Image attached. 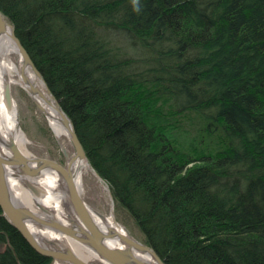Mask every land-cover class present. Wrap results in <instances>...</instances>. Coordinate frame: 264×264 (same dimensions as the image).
<instances>
[{
	"label": "trees",
	"instance_id": "trees-1",
	"mask_svg": "<svg viewBox=\"0 0 264 264\" xmlns=\"http://www.w3.org/2000/svg\"><path fill=\"white\" fill-rule=\"evenodd\" d=\"M0 12L165 264H264V0H0ZM0 264H53L1 210Z\"/></svg>",
	"mask_w": 264,
	"mask_h": 264
},
{
	"label": "bare ground",
	"instance_id": "bare-ground-1",
	"mask_svg": "<svg viewBox=\"0 0 264 264\" xmlns=\"http://www.w3.org/2000/svg\"><path fill=\"white\" fill-rule=\"evenodd\" d=\"M12 33L10 26H7L0 37V152L5 156H10L9 146L12 143L26 158H44L34 156L28 151L30 141L20 128L19 108L15 94L22 91L29 96L45 119L60 151L67 158L64 166L69 165L71 175L80 191L83 173L90 171L91 166L86 159H77L69 164L73 154L67 151L63 140V138L70 140L68 129L62 123L56 104L48 94L44 82L31 68L23 65L21 55L11 39ZM6 88L9 90V98L5 94ZM31 165L34 167L38 164L34 162ZM25 185L33 186L36 192L28 190ZM8 186L14 204L28 209L39 220L55 221L66 227L79 228L80 223L68 198L66 182L63 176L55 170L45 168L34 178L20 177L16 171L9 170ZM86 207L94 224L102 234L108 236L105 241L108 247L127 251L131 257L142 264H157L148 252H138L129 247L124 238L131 237L130 233L114 219L112 214H104L87 205ZM26 226L45 247L67 246L85 261L98 260L89 248L79 245L55 229L35 221H28ZM56 264L62 263L57 262Z\"/></svg>",
	"mask_w": 264,
	"mask_h": 264
},
{
	"label": "water",
	"instance_id": "water-1",
	"mask_svg": "<svg viewBox=\"0 0 264 264\" xmlns=\"http://www.w3.org/2000/svg\"><path fill=\"white\" fill-rule=\"evenodd\" d=\"M7 26H10L12 29L13 33L11 35V39L14 42L17 51L21 55L23 65L31 68L36 76L44 82L41 74L34 66L28 52L16 37L14 26L0 12V37L4 34ZM45 86L48 94L56 104V109L62 118V123L68 129L69 139L74 149V153L69 161V164L77 159H86L84 150L77 137L72 122L63 112L58 101L52 95L46 84ZM5 94L7 98L10 97L9 90L7 88L5 90ZM9 148L11 151L10 156H5L0 152V210L6 220L20 233L24 240L37 253L50 258L53 264H56L57 262L62 264H142V262H139L131 257L127 251L115 250L107 246L105 241L108 236L102 234V232L94 224L85 202L80 195V191L78 190V187L71 175L69 165L65 167L64 165L47 158H26L12 143ZM34 162L38 165L33 167L31 164ZM45 168H51L63 176L67 186L69 201L80 223L79 228L73 226L66 227L55 221L43 222L34 216L28 209L16 206V204L12 201L8 186V171L14 170L20 174V177L34 178L37 177ZM25 186L33 193L36 192V189L33 186ZM28 221H35L41 225L48 226L61 232L70 239H73L79 245L89 248L98 257V260L85 261L78 257V255L67 246L59 248L43 246V244H41L40 241L28 230L26 226ZM124 241L130 248H133L138 252H148L154 257L157 264H165L155 251L147 244L138 242L132 237H125Z\"/></svg>",
	"mask_w": 264,
	"mask_h": 264
},
{
	"label": "rangeland",
	"instance_id": "rangeland-1",
	"mask_svg": "<svg viewBox=\"0 0 264 264\" xmlns=\"http://www.w3.org/2000/svg\"><path fill=\"white\" fill-rule=\"evenodd\" d=\"M15 97L19 108L20 128L30 141L28 151L34 156L49 158L64 165L67 158L60 151L55 137L35 104L22 91H18ZM63 140L67 146V151L73 154L74 149L71 141L67 138H63ZM80 195L87 206L104 214H112L114 219L127 229L132 238L144 243L142 234L133 220L126 211L117 207L108 183L101 179L92 168L83 173Z\"/></svg>",
	"mask_w": 264,
	"mask_h": 264
}]
</instances>
